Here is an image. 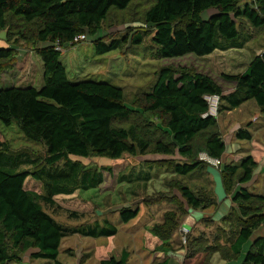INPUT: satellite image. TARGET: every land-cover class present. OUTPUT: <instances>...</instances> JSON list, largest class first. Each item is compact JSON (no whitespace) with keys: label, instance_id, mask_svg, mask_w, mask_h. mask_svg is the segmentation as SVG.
I'll return each mask as SVG.
<instances>
[{"label":"trees","instance_id":"trees-1","mask_svg":"<svg viewBox=\"0 0 264 264\" xmlns=\"http://www.w3.org/2000/svg\"><path fill=\"white\" fill-rule=\"evenodd\" d=\"M132 0H0V31L11 30L9 16L21 18L25 35L27 25L38 24L41 42L36 52L43 62V84L20 86L16 82L0 84V120L5 125L16 123L34 141L43 142L48 155L43 159L10 155L0 141V264L18 259V252L32 259L67 264L59 259L62 240L70 235L87 237L111 236L118 226L85 224L70 227L58 222L42 203L55 205L58 195L100 189L110 167L93 168L71 155H91L121 159L124 154L156 152L178 153L185 160L176 163L174 171L189 175L207 165L199 159L201 151L222 158L226 142L218 133L209 134L203 143L196 138L218 124L217 117L204 116L209 109L206 94L221 96L219 112L233 110L254 100L264 113V52L256 54L242 73L217 75L209 71L204 58L215 50L241 49L250 41L242 36L238 19L246 18L255 28L264 27V0L241 4L244 0H154L146 12V25L154 28L156 59L162 64L157 82L143 95L141 108L125 102L122 87L108 80L85 78L72 81L61 60L62 50L75 46L74 39L89 33L95 51L104 55L122 46V40H104L101 25L113 9L125 10ZM210 11L205 18L204 11ZM186 17L184 25L178 21ZM21 25V26H22ZM88 35V34H87ZM142 42V35H132L124 42ZM60 45L61 49L58 48ZM18 47L0 43V79L3 72L15 68ZM206 59V60H205ZM5 61V63H2ZM204 61V62H203ZM207 68V69H206ZM229 83V88L225 84ZM229 93H225V92ZM226 101V104L223 102ZM135 112L144 118L128 127L117 121L128 120ZM156 118L158 122L152 121ZM238 139L252 140L248 129L239 131ZM29 166V169H22ZM240 182L253 178L256 162L252 156L242 160ZM231 176L237 167L224 165ZM42 184L43 192L29 190L26 179ZM231 178V177H230ZM151 175L132 178L118 175V182L148 181ZM230 180V179H229ZM182 193L190 205L200 207L202 199L189 187ZM236 193V194H235ZM234 193L239 231L231 251L238 258L248 243L241 264H264V195L242 188ZM254 201H259V205ZM236 210V209H235ZM137 208L123 207L121 220L129 222L138 215ZM152 233L169 244L173 230L164 224L154 225ZM210 251L195 250L184 258V264H206ZM130 253L113 249L100 264H129ZM157 264H176L165 257Z\"/></svg>","mask_w":264,"mask_h":264},{"label":"rangeland","instance_id":"rangeland-1","mask_svg":"<svg viewBox=\"0 0 264 264\" xmlns=\"http://www.w3.org/2000/svg\"><path fill=\"white\" fill-rule=\"evenodd\" d=\"M252 1L254 0H244L241 4ZM153 3L154 0H132L127 9H113L110 12L101 25L100 34L104 35L107 42L112 39L122 40L120 48L99 55L89 33L86 40L64 48L61 60L70 79L111 81L123 88L128 105L141 108L144 104L143 95L152 89L162 69L161 61L156 59L154 28L145 24L146 12ZM210 13L206 10L203 16L207 18ZM187 20L186 17L181 18L178 24L184 25ZM9 23L12 28L8 35L4 30L0 31V43L15 45L18 52L15 68L2 73L0 84L16 82L20 86L34 85L39 88L43 84V62L36 52L41 44L36 34L38 24L27 25L29 30L22 36L19 34V28L24 25L22 19L9 16ZM238 27L241 35L248 36L250 41L244 48L215 50L205 56L211 73H242L256 54L264 52V27L255 28L246 18L238 19ZM137 33L142 35L141 43L130 40L124 42ZM225 85V88H229L230 84ZM143 119L140 113L135 112L128 120L117 121L116 124L128 127ZM263 119L264 113L254 100L234 112L226 109L218 112V124L196 140L203 143L209 134H220L227 146L223 164L219 167L204 165L189 175H180L174 171L175 164L185 160L178 153H126L121 159L96 155L81 158L71 155L72 159H79L93 168L110 167L112 170L106 173V182L100 189L80 190L72 195L61 194L55 197V205L42 203L43 208L58 222L70 227L97 223L105 225L110 222L118 226V232L97 238L80 234L67 236L62 240L59 259L67 264H100L116 248L119 251H129V264H157L165 257H171L176 264H184V258L188 254L207 249L210 255L206 264H223L228 261L235 256L230 246L239 231L236 217H230L232 212L238 213L234 193L244 188L255 195L264 194V175L253 174L248 183L240 182L242 160L252 156L264 163V149L262 152L253 150V139L256 141L261 137L264 142ZM152 121L158 122L156 118H152ZM246 129L252 133L258 131L260 135L255 133L254 137L253 134L252 140L238 139L239 131ZM0 141L4 143L5 151L13 156L26 155L43 159L48 155L46 145L29 139L16 123L5 125L0 120ZM224 165L237 167L236 174L231 176L225 173ZM122 173L131 175L132 178L149 173L151 179L121 183L117 180ZM25 186L29 190L43 192L42 184L31 177L26 179ZM185 186L202 199V206L190 205L182 193V187ZM254 203L259 205V201ZM261 205L264 207V203ZM127 206L137 208L139 212L135 218L124 223L120 211ZM164 223L173 230L169 244L164 245L168 253L160 248L161 238L151 231L154 225ZM260 232L264 233V229ZM248 245L238 258L230 260L232 264L242 263L249 250ZM18 256V259L8 264H54L52 261L32 259L25 253L18 252Z\"/></svg>","mask_w":264,"mask_h":264},{"label":"built area","instance_id":"built-area-1","mask_svg":"<svg viewBox=\"0 0 264 264\" xmlns=\"http://www.w3.org/2000/svg\"><path fill=\"white\" fill-rule=\"evenodd\" d=\"M87 38H88V35L84 33V34L78 35L74 39V42L78 43L83 40H86ZM58 48L61 49L60 45L58 46ZM205 99L208 101L209 109L206 113H204V116L217 117L218 112H219L218 110L220 107V102H221V96L218 94H206ZM199 159L210 166L219 167L223 164L222 158L214 157L208 152H204V151L199 153Z\"/></svg>","mask_w":264,"mask_h":264},{"label":"crops","instance_id":"crops-1","mask_svg":"<svg viewBox=\"0 0 264 264\" xmlns=\"http://www.w3.org/2000/svg\"><path fill=\"white\" fill-rule=\"evenodd\" d=\"M250 101H252V100H250ZM249 102V101H248ZM247 103V102H246ZM246 103H244V104H246ZM244 104H242L240 107H238V108H236V109H233V110H229L230 112H234L235 110H237V109H241V107L244 105ZM259 107V106H258ZM260 108V107H259ZM264 120V119H263ZM261 130H263V128L261 129ZM255 133H258L259 134V132L258 131H255ZM255 133H252V134H254V137H255ZM262 133H263V131H262ZM260 135V134H259ZM258 135V136H259ZM262 136V135H261ZM253 137V138H254ZM252 138V139H253ZM264 149V142L261 140V137H260V140L258 139H256V141H255V139H253V150H256V151H259V152H262V150ZM254 160H255V162L257 163L256 164V166H255V168H254V175H264V163H260L257 159H255L254 158ZM252 180V179H251ZM257 195H261V196H263L264 194L263 193H260V194H257ZM229 204V203H228ZM261 229H264V228H261ZM261 229H259L257 232H259V233H262V232H260L261 231ZM262 234H264V233H262ZM247 244L248 243H246L245 244V246L244 247H246L247 246ZM223 264H232V262H230V261H224V263Z\"/></svg>","mask_w":264,"mask_h":264}]
</instances>
